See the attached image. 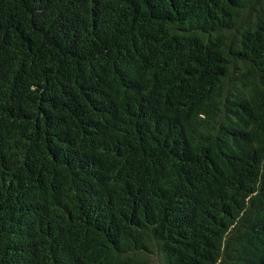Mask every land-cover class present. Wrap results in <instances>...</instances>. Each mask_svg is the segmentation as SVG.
<instances>
[{
	"label": "trees",
	"instance_id": "obj_1",
	"mask_svg": "<svg viewBox=\"0 0 264 264\" xmlns=\"http://www.w3.org/2000/svg\"><path fill=\"white\" fill-rule=\"evenodd\" d=\"M0 264H264L261 0H0Z\"/></svg>",
	"mask_w": 264,
	"mask_h": 264
},
{
	"label": "rangeland",
	"instance_id": "obj_2",
	"mask_svg": "<svg viewBox=\"0 0 264 264\" xmlns=\"http://www.w3.org/2000/svg\"><path fill=\"white\" fill-rule=\"evenodd\" d=\"M261 6L264 7V0H261Z\"/></svg>",
	"mask_w": 264,
	"mask_h": 264
}]
</instances>
